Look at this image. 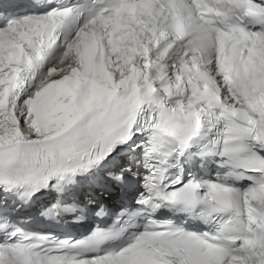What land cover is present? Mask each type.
<instances>
[{
	"label": "snow or ice",
	"instance_id": "6c2138e0",
	"mask_svg": "<svg viewBox=\"0 0 264 264\" xmlns=\"http://www.w3.org/2000/svg\"><path fill=\"white\" fill-rule=\"evenodd\" d=\"M21 9L0 0V264H264V0Z\"/></svg>",
	"mask_w": 264,
	"mask_h": 264
}]
</instances>
